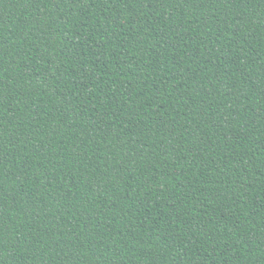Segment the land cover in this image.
<instances>
[{
	"label": "trees",
	"instance_id": "1",
	"mask_svg": "<svg viewBox=\"0 0 264 264\" xmlns=\"http://www.w3.org/2000/svg\"><path fill=\"white\" fill-rule=\"evenodd\" d=\"M0 264H264V0H0Z\"/></svg>",
	"mask_w": 264,
	"mask_h": 264
}]
</instances>
